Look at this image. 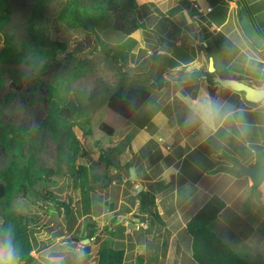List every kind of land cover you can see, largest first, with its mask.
<instances>
[{"label":"rangeland","instance_id":"rangeland-1","mask_svg":"<svg viewBox=\"0 0 264 264\" xmlns=\"http://www.w3.org/2000/svg\"><path fill=\"white\" fill-rule=\"evenodd\" d=\"M67 1L10 0L12 15L9 24L5 26L3 32H0V49L8 46L12 51L14 50L15 56L10 63L0 64V113L2 120L14 127L26 128L28 131L38 128L39 121L46 118L50 107L47 86L54 84L59 79L65 82L68 98L86 106L91 118L90 133L88 125H85L83 129L75 127L74 130L82 145V152L76 163L89 166L91 174H96L98 177L92 182L94 188L91 193L92 213L87 216L81 213L80 189H76L74 182L66 175L67 168L64 165L63 173L53 177L55 182L53 188L64 201L73 200V206L77 210V223L73 231H69L63 210L56 204L48 201H26L15 197L11 201L0 202V232L8 212L14 211L27 215L32 220L31 235L35 264H97L100 252L106 247L124 249L126 252L124 264H195L191 259L192 239L186 229L180 230L187 221L188 214H194V211L198 209V204L194 205L195 202H192L189 206L194 205L193 207H190L189 210H182L181 216L175 218L177 221L175 224L169 221L171 229L166 232L162 231L158 222L149 220L151 218H148L145 223L139 222L140 199L137 192L131 195L132 191L135 192L133 181L136 180H130V174L123 166V163L126 162L123 161L125 154L132 153V159L137 156L132 150L131 152H127V150L131 145L129 139L132 137V132L135 131L133 126L140 123L139 115L134 116L123 129L113 136L108 135L101 127L109 97L120 87L133 85L129 84L128 80L130 58L123 63V57L130 56L128 51L135 52L133 61H135L136 55L139 59L148 55L150 48L146 46L145 42L151 41L147 39H152V34L174 35L168 26L169 21L165 20L164 22L159 14L156 15L157 5L154 3L150 7H146V11L151 14L147 18L146 27H153L157 22L158 24L155 28H151V30L154 29L153 31L147 32L144 31L145 28L142 29L145 35H142L140 43L136 40L141 32L133 34L131 38H126L121 33L112 30L109 23L105 21L97 29L98 34L106 42L105 51L82 55L74 61L67 60L60 52H57L55 58L40 57L36 52L37 46L43 50H49L54 41H59L67 43L71 48L75 42L86 36L83 30L69 29L56 21L57 14ZM246 1H254L252 8L260 10L255 0ZM83 3L86 6L89 5L88 1H83ZM137 3L140 6L142 0H137ZM192 4L202 14L210 13L208 11L210 7L202 8L199 2L194 1ZM240 5L243 4L240 3ZM227 10L228 7H225L223 17H226ZM167 15L169 18H173L174 21L170 19L172 24H180L181 12L167 13ZM235 23L239 26L238 22L235 21ZM239 28L241 32L242 29L240 26ZM191 30L197 40L198 27L196 29L192 27ZM243 36L245 37V35ZM7 40L9 43L6 42ZM28 43L31 45L28 46ZM247 53L250 54L245 52L238 58L240 66L237 65V68L242 71L244 65L247 64L249 70L252 71L251 74H255L252 68L256 63L249 56L255 57L251 55V52ZM149 64L154 71L156 70L158 73L163 71L160 64L153 62L148 57L137 72H146V65L148 67ZM263 67H258V70L262 69L261 71L264 73ZM227 72L233 74L231 70H227ZM156 73L153 74L154 79ZM168 75L174 80L176 79V75ZM211 75L214 76V74ZM142 78L143 82L149 80L146 75ZM39 84L40 87L37 88ZM134 84L148 87L139 82ZM251 85H257V82H253ZM211 91L214 92V90ZM206 96L210 95H203V97ZM211 98L217 104L219 103L216 98ZM64 141L65 144L68 143L66 137H63ZM34 142L41 147L38 153L39 166L45 164L47 168L56 169L55 159L58 148L49 132L42 128ZM145 151L146 149L143 153ZM83 152H85L84 155ZM103 152L106 157L112 160L113 166L119 167V170L107 167V161L102 157ZM133 164L135 166V163ZM130 166L132 167L131 164ZM139 170L140 167L137 171L139 172ZM158 184L160 183L156 185ZM149 192L152 193L150 189ZM247 193L248 189L245 188L240 200ZM172 198V192L168 191L159 198L161 201L156 203L163 207L164 204H167L165 202ZM224 200L227 201V198ZM230 201L232 202L229 210L225 211L213 224L214 231L251 264H264V217L259 222L257 229L253 228L248 233H239L243 227V225L239 226L241 219L239 215H236L240 206L237 202ZM115 218L118 219L116 225L112 224V221L116 220ZM165 219L168 218L165 217ZM93 223L96 224L98 231L87 245L83 244L85 240H89L87 239V226ZM246 228L251 229L250 226ZM0 246H4L1 238ZM86 246L91 249L88 256L81 254ZM14 264L20 263L14 260Z\"/></svg>","mask_w":264,"mask_h":264},{"label":"crops","instance_id":"crops-1","mask_svg":"<svg viewBox=\"0 0 264 264\" xmlns=\"http://www.w3.org/2000/svg\"><path fill=\"white\" fill-rule=\"evenodd\" d=\"M182 1L184 0H142L140 6L150 7L151 4L156 3V8L167 14ZM255 1L260 10L252 8L254 1L223 0L216 7H212L210 0H196L202 8H212V12L202 14L197 9L199 15L192 16L190 11L184 10L180 15V24L175 22L176 26L168 24L174 35L155 33L152 34V39H147L151 40V43L145 42L150 48L148 55H144L142 59L136 55L133 61L135 52L128 51L130 52L129 84L139 82L143 83V86H149L155 82L153 74L157 71H154L150 64L148 67L146 65V72H137L140 65L153 52L168 55L178 64L175 68L162 66L164 86L153 93L149 101L136 113L139 115L140 123L133 126L135 131L132 132L131 145L127 152L132 150L137 156L132 159V153H127L123 159L126 161L123 166L131 161L130 164L136 172V181H133L135 192L132 191L131 195L139 193L138 188L142 187V191L147 192L150 189L152 194L155 193L156 202H159L161 201L159 198L163 197L165 192H172V200H167L165 202L167 204L163 207L157 205L163 222L154 218L149 219L158 222L164 232L171 229L169 221L173 224L177 222L175 218L181 216L182 210H189L190 207L198 204V209H194V214H188L187 221L179 230L186 229L187 222L214 195L223 200L227 198V201L224 200L227 207L221 215L231 207L230 200L239 204L236 215H239L241 219L239 226L243 225L242 229L238 227L239 233H248L253 228L257 229L264 217V182L260 186H255L250 175L242 171L243 167L254 165L258 156L264 152V101L258 104L249 103L244 93L222 88L213 81L214 76L209 78L205 74L208 72L212 57L217 74L221 75L226 70H231L233 75L248 79L251 83L257 82V85H253L254 87L264 88V73L262 69L258 70V67L264 66V47L254 48L243 36V31L240 32V25L237 26L235 23V21L239 23L240 12L246 11L255 30L264 39V0ZM225 7H228V10L226 17H223ZM150 15L144 16L145 24ZM159 17L165 22L162 16L159 15ZM170 19L173 20L172 17ZM157 24L149 28L145 26L144 31L148 32ZM204 26L208 27L213 34L224 33L240 49L238 57L229 67L223 64L212 39H209L208 43L204 40L207 46L200 42V33L202 34L201 30ZM192 27L195 29L198 27L197 40L191 32ZM137 32H141L136 40L140 43L139 40L145 34L142 30ZM207 49L211 51L208 53ZM248 51L255 57L249 56L256 63L252 68L255 74H251L252 71L247 64L242 71L237 68L238 58L245 52L250 54L247 53ZM168 74L176 75V79L174 80ZM145 75L149 80L143 82L142 76ZM194 90H197L196 98L203 97L204 94L216 98L219 106L229 111L231 118L219 121L216 130L205 131L199 124L186 125L188 111L185 101L189 97L195 99L192 96ZM151 139L155 141V144L143 153L141 149ZM138 167H140L139 172ZM157 183H160L159 186L156 185ZM154 186L156 188H153ZM245 188L248 189V193L240 200ZM180 190L182 194L179 196ZM192 202H195L194 205L189 206ZM249 226L251 229L246 228Z\"/></svg>","mask_w":264,"mask_h":264},{"label":"trees","instance_id":"trees-1","mask_svg":"<svg viewBox=\"0 0 264 264\" xmlns=\"http://www.w3.org/2000/svg\"><path fill=\"white\" fill-rule=\"evenodd\" d=\"M83 1H88L90 7L86 6ZM192 1L196 2V0L182 1L169 13L175 14L188 10L192 16L199 15V11L196 7L194 8ZM222 1L210 0L211 6L216 7ZM155 13L172 25L167 14L157 8H155ZM148 14L146 6H139L137 0H68L57 14L56 21L69 29L83 30L86 36L75 42L71 48L65 42L54 41L51 49L43 50L37 46L36 52L40 57L48 58H55L57 52H60L67 60L74 61L82 55L105 51L106 42L97 30L101 23L107 21L112 30L121 33L126 38H131L137 31L145 28L146 24L143 19ZM11 15L10 0H0V32H3L5 26L9 24ZM201 32L205 42L208 43L209 39L213 40L223 64L225 67H229L238 57L240 49L222 32L213 34L206 26L202 27ZM6 42L9 43L8 40ZM30 45L31 43H28V46ZM209 52L210 50H208ZM14 56V50L12 51L8 46L1 48L0 64L10 63ZM127 59L128 57H123V63ZM150 59L163 67L175 68L178 66L172 58L165 54L153 52ZM205 74L209 78L212 77L208 72ZM221 76L224 79H238L252 84L250 80L230 74L227 70ZM64 83L59 79L54 84L47 86L50 107L46 118L39 121L38 128L28 131L26 128L14 127L2 120L0 113V164L3 163L0 166V202L11 201L15 197L26 201L51 202L63 210L68 229L73 231L77 223V210L73 206V200L66 202L55 191L53 177L63 173V166L66 165V175L74 182L75 188L80 189L81 213L85 216L92 213L91 193L94 191L92 182L98 177L96 174H91L89 166L76 163L82 152V145L74 129L75 127L83 129L85 125H88L90 133L91 118L86 106L68 98ZM163 86V72H161L155 75V82L148 87L135 84L120 87L108 99L102 129L110 136L116 134L149 101L153 93ZM39 87L40 84L37 88ZM196 91L192 92L193 98H196ZM42 128H45L57 143L56 169L47 168L45 164L39 166L38 153L41 147L34 141ZM63 137H66L68 143L63 142ZM129 142H131V138ZM154 144L155 141L151 139L141 149L142 152ZM103 153L102 157L106 159L107 167L119 170V167L113 166L112 160L105 156V152ZM84 154L85 152H83ZM130 167V164L125 165L128 172ZM180 194H182L181 190L179 196ZM138 196L141 214L139 222L145 223L148 218H154L162 223L156 203L157 197L149 191H141ZM226 207V202L221 197L214 195L187 222L186 232L192 239L191 259L195 264H251L227 241L222 239L212 227ZM117 221L118 219L115 220L114 225ZM31 222L32 220L27 215L10 211L1 226V241L5 247L11 248L14 260L20 264H35L36 262L33 255ZM87 231V239L91 241L98 228L95 223L89 224ZM90 251V247L86 246L81 254L88 256ZM125 255L124 249L106 247L100 252L97 264H124Z\"/></svg>","mask_w":264,"mask_h":264},{"label":"water","instance_id":"water-1","mask_svg":"<svg viewBox=\"0 0 264 264\" xmlns=\"http://www.w3.org/2000/svg\"><path fill=\"white\" fill-rule=\"evenodd\" d=\"M239 25L245 35V37L250 41V43L257 49L264 47V39L255 30L249 14L246 11H241L239 14ZM200 42H204V38L200 33ZM208 73L214 74L213 81L220 85L222 88L231 89L237 93H244L245 99L249 103L258 104L264 101V88H256L246 81H241L238 79H224L221 75L216 73V67L214 65V59L210 58ZM243 172L250 175L252 183L255 186H260L264 182V152H262L256 161V163L250 167H243ZM130 180L136 179V172L134 168L129 169ZM142 191V187L138 188V192ZM115 220L112 221V224ZM89 240H85L83 244H88Z\"/></svg>","mask_w":264,"mask_h":264},{"label":"clouds","instance_id":"clouds-1","mask_svg":"<svg viewBox=\"0 0 264 264\" xmlns=\"http://www.w3.org/2000/svg\"><path fill=\"white\" fill-rule=\"evenodd\" d=\"M185 106L188 111L186 125L199 124L205 131L216 130L219 121L231 118L229 111L222 109L210 96L195 99L189 97L185 101ZM0 264H14V255L10 247L0 246Z\"/></svg>","mask_w":264,"mask_h":264},{"label":"built area","instance_id":"built-area-1","mask_svg":"<svg viewBox=\"0 0 264 264\" xmlns=\"http://www.w3.org/2000/svg\"><path fill=\"white\" fill-rule=\"evenodd\" d=\"M208 11H210V12H211V11H212V9H211V8H209V9H208Z\"/></svg>","mask_w":264,"mask_h":264}]
</instances>
